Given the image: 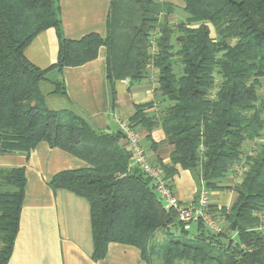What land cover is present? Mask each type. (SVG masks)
Wrapping results in <instances>:
<instances>
[{
    "label": "trees",
    "instance_id": "obj_1",
    "mask_svg": "<svg viewBox=\"0 0 264 264\" xmlns=\"http://www.w3.org/2000/svg\"><path fill=\"white\" fill-rule=\"evenodd\" d=\"M181 1L186 17L173 22L171 4L111 0L104 39L89 34L68 40L58 0H0V155L27 157L45 143L86 163L57 173L49 187L87 201L93 261L117 243L137 248L152 264L155 234L163 232L169 237L156 253L162 264H264V96L258 94L264 81V0ZM47 29L55 30L57 59L41 70L25 50ZM101 46L111 83L138 82L150 68L157 70L161 112L148 116L145 106H137L128 123L143 127L147 137L155 128L163 131L173 148L170 166H160L166 179L179 165L199 192L230 189L222 185L242 166L233 206L209 205L222 222L220 232L200 221L184 230L149 178L129 167L119 132H98L72 112L46 107L39 84L48 71L90 62ZM55 84L64 95V86ZM248 143L255 149L244 156ZM25 183L23 169H0V264H8L13 252Z\"/></svg>",
    "mask_w": 264,
    "mask_h": 264
},
{
    "label": "crops",
    "instance_id": "obj_2",
    "mask_svg": "<svg viewBox=\"0 0 264 264\" xmlns=\"http://www.w3.org/2000/svg\"><path fill=\"white\" fill-rule=\"evenodd\" d=\"M110 1L58 0L63 36L68 40H79L97 34L104 39ZM154 1L169 4L165 0ZM178 5L183 9L182 1ZM174 15L179 14L173 11L170 18ZM178 18L184 20L182 13ZM57 52L55 30L47 29L33 39L25 50V57L32 65L46 70L56 62ZM106 58V48L101 46L97 57L90 62L66 67L60 72L49 70L47 81L39 84L46 107L50 111L72 112L94 130L111 135L117 133V121L128 122L137 106H145L148 116H158L163 104L155 98L157 70L150 68L148 75L138 82L125 79L111 83L106 77ZM55 83L64 86V95L55 92ZM134 129L149 162L159 168L170 166L173 148L165 141L163 131L155 128L147 137L148 133L140 125ZM120 145L126 148L122 140ZM85 167L82 160L45 143L38 144L27 157L0 155V169H23L26 179L18 233L8 264H146L137 248L117 243L108 245L103 259L93 261L91 258L93 248L87 201L49 187L57 173ZM174 168L176 173L169 182L178 202L182 205L197 202L199 187L191 173L179 165ZM222 186L230 189L208 192L209 203L217 209L228 210L235 203L237 194L229 181ZM262 219L264 233V217Z\"/></svg>",
    "mask_w": 264,
    "mask_h": 264
},
{
    "label": "built area",
    "instance_id": "obj_3",
    "mask_svg": "<svg viewBox=\"0 0 264 264\" xmlns=\"http://www.w3.org/2000/svg\"><path fill=\"white\" fill-rule=\"evenodd\" d=\"M117 132L121 134L130 154L129 167L137 168L149 178L163 208L177 215L184 230H189L193 223L200 221L214 233L221 231L218 222L209 212V194L206 190L200 191L197 202L191 205H182L176 199L172 186L169 180L164 177L161 168L149 162L136 130L128 122L118 120Z\"/></svg>",
    "mask_w": 264,
    "mask_h": 264
},
{
    "label": "rangeland",
    "instance_id": "obj_4",
    "mask_svg": "<svg viewBox=\"0 0 264 264\" xmlns=\"http://www.w3.org/2000/svg\"><path fill=\"white\" fill-rule=\"evenodd\" d=\"M165 1L167 3L173 5L174 11H176L177 14L180 15V13H182V17H183V19H185L186 15L183 12V10L180 8V6L178 5V4L181 3L180 0H165ZM179 15H177V16L174 15V16H176L177 19L174 18V16H173L171 18V20L173 22L182 21V19L178 18ZM211 35L214 36V32H213V29L212 28H211ZM261 84H262V86L258 89V94H259V96H264V81H262ZM254 149H255V147H254V145L252 143L246 144L245 147L243 148L244 156H245V154L246 155L247 154H253ZM241 168H242V166H238L237 171H235L232 174H229V176L227 177L229 183H232L233 185H236L239 182H241V179H242L241 174H240ZM203 190H205V189L203 188ZM215 219L218 222L219 227L222 229V227H223L222 223L220 221H218L217 218H215ZM171 231H175V229L174 228H171ZM168 237H169V235H167L166 233L164 234L163 232H157L155 234V237H154V240H153V244L155 245V256H153L151 258L152 264H162L161 256H159V253L156 255V253L159 250V246H162L167 241V238Z\"/></svg>",
    "mask_w": 264,
    "mask_h": 264
}]
</instances>
